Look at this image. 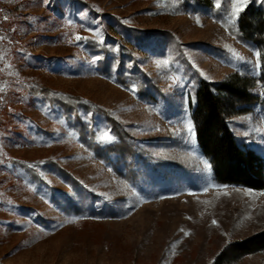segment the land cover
Returning a JSON list of instances; mask_svg holds the SVG:
<instances>
[{
    "label": "rangeland",
    "instance_id": "rangeland-1",
    "mask_svg": "<svg viewBox=\"0 0 264 264\" xmlns=\"http://www.w3.org/2000/svg\"><path fill=\"white\" fill-rule=\"evenodd\" d=\"M233 3L0 0V264H211L264 231V190L218 183L187 130L200 80L251 78L228 127L264 161L261 50L235 37L264 0ZM96 108L133 156L96 157L120 141Z\"/></svg>",
    "mask_w": 264,
    "mask_h": 264
},
{
    "label": "trees",
    "instance_id": "trees-1",
    "mask_svg": "<svg viewBox=\"0 0 264 264\" xmlns=\"http://www.w3.org/2000/svg\"><path fill=\"white\" fill-rule=\"evenodd\" d=\"M235 37L238 41L261 50L259 60L262 64V74L259 81L264 89V12L256 10L253 5L247 7L239 16ZM253 83V79L240 75L229 76L216 84L200 80L194 95L195 102L191 118L196 142L203 155L210 160L215 180L220 184L262 191L264 190V161L253 152L241 149L228 127V120L236 114L237 105L248 106L254 103L255 97L251 93ZM152 88L160 94L155 85ZM48 93V91H40L39 94L48 95ZM57 102L66 112H75L78 106L86 110L95 108L82 104L78 98ZM95 112L103 113L97 108ZM103 114L111 131L119 137L120 141L118 144L104 148L102 150L104 156L96 157L107 161L109 154H120L122 157L133 156L132 146L128 144L129 136L121 132V127L110 115ZM98 148L94 145L91 151L96 155ZM242 248L254 253L264 251V231L241 244L225 246L211 264L230 263L238 258Z\"/></svg>",
    "mask_w": 264,
    "mask_h": 264
},
{
    "label": "snow or ice",
    "instance_id": "snow-or-ice-1",
    "mask_svg": "<svg viewBox=\"0 0 264 264\" xmlns=\"http://www.w3.org/2000/svg\"><path fill=\"white\" fill-rule=\"evenodd\" d=\"M247 3H248V0H234V3H233V15H237L240 11H242L243 10V6L246 5ZM76 39L79 40V39H82V37L77 36ZM256 55H257V57H259L260 54L257 53ZM0 59H2V58H0ZM2 90L3 89H0V91H2ZM187 130L193 136L195 135L193 126L191 124L188 125V129ZM103 139L110 140L111 138L109 136L105 135L103 137ZM206 167H208L210 169V165H206ZM215 223L216 222L213 221V224H215Z\"/></svg>",
    "mask_w": 264,
    "mask_h": 264
}]
</instances>
